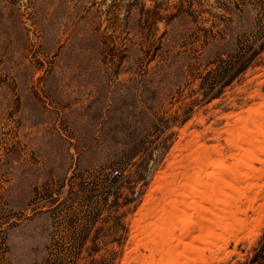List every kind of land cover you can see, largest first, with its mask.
<instances>
[{"label": "rangeland", "instance_id": "rangeland-1", "mask_svg": "<svg viewBox=\"0 0 264 264\" xmlns=\"http://www.w3.org/2000/svg\"><path fill=\"white\" fill-rule=\"evenodd\" d=\"M263 116L264 0H0V264H159L141 232L161 189L201 145L235 165ZM252 165L232 228L195 214L183 264H264Z\"/></svg>", "mask_w": 264, "mask_h": 264}, {"label": "bare ground", "instance_id": "bare-ground-1", "mask_svg": "<svg viewBox=\"0 0 264 264\" xmlns=\"http://www.w3.org/2000/svg\"><path fill=\"white\" fill-rule=\"evenodd\" d=\"M255 112H257V110ZM252 116L253 115H251V117ZM238 120L239 122L241 121V124L244 126H246L248 123L247 121L240 118ZM249 137H251V139H249ZM244 138L251 143L250 147L241 145L240 141ZM228 144H230L233 148L235 147L240 153L238 156L239 158L236 156L237 158L234 160L235 165L230 167L224 160L213 158L211 154L212 152L210 153L204 145H201L199 147L197 146L198 148H196V151H194L193 153L194 156L192 157L193 161L191 163V165L194 164V174L189 175V172L180 173L182 183L179 184V186H176L174 180L169 184L170 189H168L167 187L161 189V192L163 194L162 196L164 197L160 204L161 206L157 205V209L153 208V219L155 220L144 226L141 232L142 237L146 239L145 243L143 239V245L146 246L145 248H148L150 250L151 255L149 256L151 257V259L154 258L155 254L156 256L159 255V257H161V262L159 264H183L182 262L184 261L182 259L187 258L189 252L195 253L196 250L200 249L191 243V241H193L191 240L193 238L191 235L195 231H198L196 232L198 234L200 233L199 231H208V227H206L205 224L203 225L202 223H199L198 221L200 219L197 221H193L195 214H199V216H197L198 218L202 216L200 214L204 212H212L217 221H212L215 218H206L208 215H203L205 218H202V220L200 221L203 222V219H209L211 223H216V225L219 227V230L221 228V230L223 229V231H226L232 228V224L226 223L229 221V219L232 218H229L225 221L226 217L224 215L226 212H228L227 208H232L233 206H235L234 202L236 201V199L238 200L244 198L248 201V194L242 192V189L240 188L238 183L241 179H244L247 183L250 178H252L250 177V174L252 172L249 173V171H256V168H254V166L252 165L254 161L260 162V164L264 163V160L259 158L258 156L259 153L264 154V126L257 120L254 129L249 127L244 131L234 130L232 139L228 140ZM215 150L217 149L215 148ZM178 176L180 175L177 174L174 176V178L177 179ZM229 176L231 179L228 178ZM233 194H237L239 198H235ZM202 201H207L209 204H212L213 207L217 209L222 215L219 213L217 214V211L215 209L214 211L213 209H210L209 207L203 205L204 202L202 204ZM237 204L238 202L236 203V205ZM182 206L186 208L182 209ZM238 208L240 209V207ZM238 208L236 214H239ZM231 213L235 214V212ZM233 219L236 220L235 218ZM209 221H206L207 225ZM212 227L214 226L212 225L211 228ZM233 229H235V227ZM213 232L214 230L211 232V234ZM219 232V235H217L216 233H214V235H209L212 237L208 241L205 240L206 238L204 239V237L200 235H197L194 238L199 241H204V244H210L211 246L215 243L213 242V240H215L216 242L219 241L220 243L223 242L224 246H227L229 240L231 241V238L233 237L230 238L229 236L230 239L226 238V232H224L226 237L222 235V231ZM189 236H191V241H189L190 243L185 240L189 238ZM151 245L154 246L153 250L149 248ZM222 247L220 249H222ZM156 259L157 258H155V260ZM157 260H159V258ZM196 260L200 261L201 259L199 258L198 260L197 258ZM153 261H147L145 264H153ZM185 261L189 262V260L186 259ZM197 261L193 262H196V264H198L199 262L197 263ZM193 262L192 264H194ZM156 263L158 264V262Z\"/></svg>", "mask_w": 264, "mask_h": 264}]
</instances>
